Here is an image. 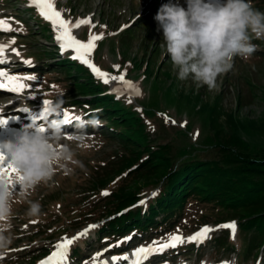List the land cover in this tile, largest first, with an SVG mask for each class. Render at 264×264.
<instances>
[{
  "label": "rangeland",
  "instance_id": "374dc122",
  "mask_svg": "<svg viewBox=\"0 0 264 264\" xmlns=\"http://www.w3.org/2000/svg\"><path fill=\"white\" fill-rule=\"evenodd\" d=\"M168 2L53 0L55 10L63 19L75 24L78 19L90 18L96 25L92 28L90 24H82L73 28L71 34L82 42H87L90 34H102V38L94 42L89 59L110 75L123 73L132 85L129 90L118 81L103 83L86 65L71 58L70 49L62 53L51 21L45 20L35 5H30V0H0V20L5 21L0 29V45H6L0 57L3 60L0 69L12 76L36 77L34 81L23 79L22 83L28 87L21 92H12L7 87L0 89V109H8L0 115L8 119V123L0 127V143L14 140L20 134L22 125L14 124V120L22 119L26 125L38 119L45 107L48 109L46 118L63 121L64 112L80 118L70 124L64 123L65 135L60 141L71 151L72 160L78 163L61 161L65 167L55 165L50 180L36 184L23 195L19 185L14 191L12 189V243L6 251L0 252V264H40L63 237L71 239L89 225L98 227L90 229L86 237L70 246L67 264H94L93 257L98 253L100 256L95 264H113V256L120 257L118 264L123 260L130 264L134 250L147 247L153 241L166 243L173 234L183 237L185 243L148 259L175 256L182 260L181 264H264L262 249L247 260L238 258L242 250L239 222L227 217L226 208L209 206L203 200L195 201L193 196L185 200L168 229L163 226L148 233L133 229L121 239L110 233H99L107 222L103 224L104 220L98 219H110L105 209L114 191L128 183L139 185L140 201L146 204L137 207L144 208L149 216L148 205L156 196L152 193L163 188L165 177L147 169L149 151L135 145L139 150L137 155L132 154V147L128 150L119 135V127H113L101 109L88 106L92 95L77 93L78 84L85 82L76 79L79 75L76 71L70 70V75L64 73L60 66L64 61H77L78 66L87 68L88 73L83 78L91 76L94 83L106 88L105 93L113 94L123 106L135 111L142 119L150 149L166 146L175 169L194 155L203 160L218 158L216 146L237 148L230 137L244 140L251 153L264 150V39H252L256 50L250 57L234 58L232 69L218 78V89L209 91L206 86L197 87L191 78L181 81L160 48L163 34L162 30H157L154 20L159 7ZM179 2L185 6L184 0ZM252 5L264 12V0H252ZM115 65L120 68L115 69ZM115 89L121 91L117 93ZM43 101L50 103L44 106ZM21 109L28 111H19ZM50 109L54 110L49 116ZM46 118L36 122L43 124ZM93 120L98 124L93 125ZM77 135L83 139L72 138ZM98 182L101 183L97 188H92ZM103 192L109 194L102 195ZM31 203L39 204L37 215L28 214ZM232 221L237 225L234 238L230 229L217 227ZM204 226L214 229L208 234L210 238L199 245L187 242L188 237ZM225 231L236 245L235 250L215 249L213 238L223 237ZM129 236L132 238L125 240ZM120 241L124 242L116 246ZM75 249L78 253L72 255ZM104 251L107 253L101 256ZM170 252L174 255H164ZM124 256L128 259H123Z\"/></svg>",
  "mask_w": 264,
  "mask_h": 264
},
{
  "label": "trees",
  "instance_id": "16d2710c",
  "mask_svg": "<svg viewBox=\"0 0 264 264\" xmlns=\"http://www.w3.org/2000/svg\"><path fill=\"white\" fill-rule=\"evenodd\" d=\"M60 66L68 75L71 74L70 70L78 72L76 79L85 83L78 84L77 93L92 95L88 106L101 109L111 125L119 127V135L128 150L132 147V154L137 155L140 147L149 151L147 169L160 172L165 177L163 188L148 205L149 216H146L144 208L137 207L141 196L139 185L128 183L114 191L105 209L110 220L103 217L98 219L104 220L103 224L107 222L99 233H110L118 238L133 229L143 233L163 226V229H168L185 200L193 196L195 201L203 200L209 206L226 208L229 211L227 217L238 220L242 249L238 258L247 260L250 256H257L260 249L264 251V150L251 153L244 140L230 137L237 148L216 146L219 148L218 158L203 160L194 155L175 169L166 146L150 149L142 119L135 111L123 106L113 94L105 93L106 88L94 83L91 76L83 78L88 73L87 68L70 60ZM101 182L105 183L103 180ZM101 182L93 184L92 188H97ZM159 215H162L161 219L157 220ZM213 241L216 250L229 252L236 249L228 231L224 232L223 237L216 236ZM73 251L72 255L78 253L77 249Z\"/></svg>",
  "mask_w": 264,
  "mask_h": 264
},
{
  "label": "clouds",
  "instance_id": "9594fccd",
  "mask_svg": "<svg viewBox=\"0 0 264 264\" xmlns=\"http://www.w3.org/2000/svg\"><path fill=\"white\" fill-rule=\"evenodd\" d=\"M184 5L169 0L155 14L157 30L163 34L160 48L170 59L177 79L191 78L197 87L216 90L218 78L232 69L234 58L250 57L256 50L252 39H264V12L254 8L252 0H184ZM63 128V121L54 117L46 118L43 124L32 121L21 126L14 140L0 143L17 170L11 183L20 186L21 195L50 180L55 165L65 167L61 161L78 163L72 160L68 147L60 144ZM72 138L83 139L78 135ZM11 192L9 181L0 179V252L12 243ZM39 210L38 203H31L28 214L37 215Z\"/></svg>",
  "mask_w": 264,
  "mask_h": 264
},
{
  "label": "snow or ice",
  "instance_id": "6c2138e0",
  "mask_svg": "<svg viewBox=\"0 0 264 264\" xmlns=\"http://www.w3.org/2000/svg\"><path fill=\"white\" fill-rule=\"evenodd\" d=\"M30 5H35L37 10L39 11V14L48 21H51L53 25V29L56 32L55 39L61 49V52L63 53L66 50H72L73 60H78L82 64L86 65L92 73L100 79L103 83L108 84L111 81H118L125 85L126 89H131L132 85L130 82L125 80L124 74L121 73L119 76L117 75H110L104 71H101L98 67H96L91 60L89 59V56L95 47V41L102 38L101 35H94L90 34L88 36L87 42H82L78 39H76L72 34L71 31L73 28H78L82 24H90L92 28H95L96 25L91 23L90 18L89 19H78L75 24H72L71 21L65 20L61 17V13L59 11H56L53 6V0H30ZM5 25V21L0 20V29H3V26ZM6 45H0V57H3L4 55V49ZM13 52H16L15 49H13ZM16 55H19L18 52H16ZM0 63H3V60H0ZM26 64H31V61H25ZM115 69H119V65L114 66ZM23 79L27 80H36V77L34 76H28V77H18V76H12L8 75L4 70L0 69V89H3L7 87L12 92H21L25 89V87H28L27 85L22 83ZM117 93H119L120 89H115ZM44 106H47L50 102L49 101H43ZM19 111L27 112L28 109H21ZM47 107H45L44 111L41 112V115L38 119H33V122H36L39 119L46 118L47 115ZM63 123L70 124L72 120H79V117H71L69 113L64 112L63 113ZM8 123V119L3 118L0 116V127H3ZM43 130V129H41ZM16 169L11 165L9 159L4 154V152H0V179H7L9 181L10 186L12 187L13 191L18 186L17 184H12V177L13 174L16 173ZM11 194V193H10ZM109 193L103 192L102 195H108ZM157 195L156 192L152 193V196ZM139 204L143 205L146 204V201L142 200L139 202ZM138 206V205H137ZM35 223V222H33ZM95 227H98L97 225H89L87 229L82 230L81 232L77 233L76 236L69 239L67 237H63L60 242H58L55 245V250L51 252V254L47 257L46 260H42L40 264H67V256L69 253V248L71 245L74 244L75 241L79 240L81 237H86L88 234V231L90 229H93ZM218 228H224V229H230L231 230V236L232 238L235 237L237 225L235 221L225 223L222 225L217 226ZM214 231V229L209 228L208 226H204L201 228L198 232L193 234L192 236L187 238V242H195L197 245L204 242L205 239L210 238L209 233ZM132 237L129 236L125 238V240H130ZM124 241L118 242L116 246H119V243H123ZM185 243V239L181 237L180 235L173 234L169 237L168 241L166 243H160L157 241H153L151 245H148L147 247H139L133 252V257L135 258L133 261V264H141L142 261L147 260L150 256L156 253H162L168 248H175L177 245ZM100 256V254H96V256L93 257V261L95 264V261ZM113 264L120 259V257L113 256L112 258ZM123 259L127 260L128 257L124 256ZM223 264H228V262H223Z\"/></svg>",
  "mask_w": 264,
  "mask_h": 264
},
{
  "label": "bare ground",
  "instance_id": "6f19581e",
  "mask_svg": "<svg viewBox=\"0 0 264 264\" xmlns=\"http://www.w3.org/2000/svg\"><path fill=\"white\" fill-rule=\"evenodd\" d=\"M1 60V59H0ZM1 93V92H0ZM6 97H7V95H6ZM8 109L7 108H1L0 109V112H5V111H7ZM107 252L106 251H104V252H102V254H101V256H104L105 254H106ZM164 255H171V252L170 253H166V254H164ZM172 255H174V254H172ZM160 257H153V258H150V259H147V260H144V261H142L141 262V264H153V263H156V260H158ZM134 257H132L131 258V262L132 263H130V264H133V261H134ZM155 259V261L153 262V260ZM124 261V260H123ZM120 261L119 260H117L116 262H115V264H118ZM153 262V263H152ZM167 263H170V264H181L182 263V260H176V259H174V257L172 258H168V260H167Z\"/></svg>",
  "mask_w": 264,
  "mask_h": 264
}]
</instances>
